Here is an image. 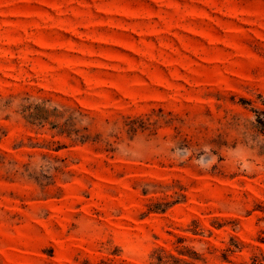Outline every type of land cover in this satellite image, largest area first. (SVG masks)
<instances>
[{
    "label": "rangeland",
    "instance_id": "1",
    "mask_svg": "<svg viewBox=\"0 0 264 264\" xmlns=\"http://www.w3.org/2000/svg\"><path fill=\"white\" fill-rule=\"evenodd\" d=\"M264 0H0V264H264Z\"/></svg>",
    "mask_w": 264,
    "mask_h": 264
},
{
    "label": "trees",
    "instance_id": "2",
    "mask_svg": "<svg viewBox=\"0 0 264 264\" xmlns=\"http://www.w3.org/2000/svg\"><path fill=\"white\" fill-rule=\"evenodd\" d=\"M258 131L264 135V111L257 116ZM264 153V145L262 146Z\"/></svg>",
    "mask_w": 264,
    "mask_h": 264
}]
</instances>
